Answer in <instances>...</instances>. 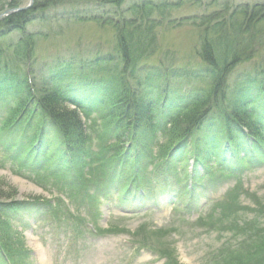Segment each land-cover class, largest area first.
<instances>
[{
	"label": "trees",
	"instance_id": "trees-1",
	"mask_svg": "<svg viewBox=\"0 0 264 264\" xmlns=\"http://www.w3.org/2000/svg\"><path fill=\"white\" fill-rule=\"evenodd\" d=\"M124 1L101 2L118 10ZM59 3L37 0L29 9L0 20V34L9 30L23 33L10 53L9 48H0V145L13 149L17 157L22 155L29 166L43 163L44 178L59 177L62 183L90 182V175L103 177L107 168L112 172L123 163L140 162L142 152L153 158L146 148L160 134L166 141L155 149L158 155L171 148L191 147L199 162L214 150V141L209 140L212 133L222 135L231 148L244 137L253 154L264 151V111L258 112V107L264 110V96L262 102L245 98L243 91L233 96L238 101L228 97L233 93L228 83L233 68L264 46L261 7L255 5L250 12L235 7L228 16L224 12L222 20H199L203 34L198 58L204 65L200 72L167 69L163 63L152 71L138 67L156 53L157 27L172 8L166 2L149 0L129 6L126 13L130 17L116 25L115 56L96 55L84 68V64L78 67L57 62L61 68L49 70L29 63L34 40L25 28L32 15L39 14L41 19L49 7ZM257 75L243 81V86L264 95V66ZM196 82L200 87L183 88ZM170 86L177 88L173 91ZM15 191L0 198V246L12 264H16L13 248L1 233V221L19 205L14 201ZM36 200L42 199L32 202ZM232 201L222 207L218 221H228L230 215L224 213ZM253 212L252 222L235 216L226 230L223 228L234 234L218 252L216 264H264V228L259 224L264 208ZM239 220L243 223L238 225ZM171 257L165 264H174Z\"/></svg>",
	"mask_w": 264,
	"mask_h": 264
},
{
	"label": "rangeland",
	"instance_id": "rangeland-1",
	"mask_svg": "<svg viewBox=\"0 0 264 264\" xmlns=\"http://www.w3.org/2000/svg\"><path fill=\"white\" fill-rule=\"evenodd\" d=\"M36 1L0 0V14L9 10H27ZM53 1L57 2V0ZM72 1L58 0L61 3L49 7L41 19H39L38 13V15H32V20L25 28L34 40V48L29 58L30 64L45 66L44 68L49 70H58L61 67L56 65L57 62H65L67 65L73 63L80 67L99 54L115 56L113 47L118 38L116 25L119 26L123 19L130 17L126 13L129 6L139 4L143 0H125L121 7L117 8L118 10L104 5L102 0H82L80 1L83 2L82 4H73L74 1ZM149 1L166 2L172 7L167 18L162 20V24L157 27L155 33L156 53L149 60L138 65L139 68H147L151 71L159 69L161 63L167 69L181 71L195 69L196 72L202 70L204 65L198 58V52L201 49V33L203 34V29H200L198 24L202 18L210 17L222 20L226 11V16L235 7L247 8L250 12L255 5L261 7L264 13V0ZM194 20L198 21L194 23ZM22 37L21 31H5L4 34H0V48L3 50L9 48L8 54ZM247 60L235 66L230 73L228 77L229 92L231 93L233 89V93L228 97L238 101V98L233 96L237 92L243 91L245 98L262 102L264 96L261 94L262 92L259 93L253 87L245 88L243 81L253 79L262 71L264 46L255 54H250ZM18 65L22 66V63ZM85 65L81 68H84ZM36 78L40 80V77L36 76ZM70 78L71 76L67 77L68 80ZM173 84L178 85L177 83ZM189 84L183 88L191 90L194 87H200L198 82L195 85L194 83ZM173 88L177 87L170 86L171 90ZM261 111L264 110L258 107V112ZM94 134L93 130L92 136ZM209 140L216 141L222 140V138L214 135ZM165 141L161 134L155 136L149 141L147 152L155 157L154 150ZM234 150L237 152L238 149ZM9 151L11 150L6 152L7 157ZM184 160L187 164V171L190 168L188 158ZM6 161L3 153H0V198L7 196L10 191L16 190L14 201L31 202L36 198H41L44 201L52 199L53 195L47 189L48 186L44 183L46 181L42 177H40L41 181L38 180V176L33 178L34 180H25L19 176V170L12 165L14 160L10 158V163L8 161L6 163ZM148 161L146 153H140V172L146 180L149 169ZM167 163L171 169L173 168V180H176L177 170L175 167L178 164L173 163L171 159ZM195 169H198V166ZM248 169L242 179L216 178L215 176L205 179L202 174L201 179L195 181V187L198 189L197 194L200 195V198L205 200L202 199L203 204L200 209L192 213L175 214L171 211L170 206L166 205H159L153 210L133 209V207L122 209L111 206L114 208L110 210L108 204H102L99 201L102 207L101 212L97 211V213H102L99 223L107 234L99 236L94 245L73 241L69 243L70 246H65L67 241L63 239L62 235L57 237L58 241L56 242L51 233H47L45 226L41 227L34 223L40 213L38 209L34 208L17 217H11L9 213H6L5 217L7 218H2L1 221V233L7 236L5 238L9 246L13 248L11 255L16 264H162L165 259L151 256L152 252L166 254L167 257L172 256L174 264H201L206 246L214 244L215 247L217 234L207 231V229L196 228L194 221L199 216H219L223 210L217 207L224 201L227 190L231 191L236 185H240L236 190L238 197L233 198L231 202L236 205V212H230L231 216H242L246 208L250 211L253 206L264 208V163L257 168L248 167ZM201 172L203 173V170ZM80 190L82 193H86L88 187L82 186ZM217 198L220 199V203L215 205L212 200ZM36 201L39 202V200ZM9 202L11 201H3L5 204ZM194 202L195 198H193ZM223 209L227 210V208ZM232 209L234 208L232 207ZM211 212L212 214H209ZM262 223H264V219ZM62 226L69 229L68 225ZM133 231H135L134 234H131ZM128 237L132 238L135 246L144 245L146 249H130L127 244ZM65 248L69 249L70 253L66 252ZM79 250H83L79 254L81 256L84 253V257H75L78 256ZM150 251L151 253H149Z\"/></svg>",
	"mask_w": 264,
	"mask_h": 264
},
{
	"label": "water",
	"instance_id": "water-1",
	"mask_svg": "<svg viewBox=\"0 0 264 264\" xmlns=\"http://www.w3.org/2000/svg\"><path fill=\"white\" fill-rule=\"evenodd\" d=\"M16 11H21V9L5 11V12H3V13L0 14V19H1L2 17H4V16H7V15H9V14H12V13H14V12H16Z\"/></svg>",
	"mask_w": 264,
	"mask_h": 264
},
{
	"label": "bare ground",
	"instance_id": "bare-ground-1",
	"mask_svg": "<svg viewBox=\"0 0 264 264\" xmlns=\"http://www.w3.org/2000/svg\"><path fill=\"white\" fill-rule=\"evenodd\" d=\"M41 257V256H40Z\"/></svg>",
	"mask_w": 264,
	"mask_h": 264
}]
</instances>
